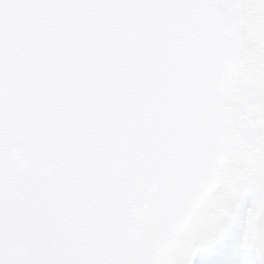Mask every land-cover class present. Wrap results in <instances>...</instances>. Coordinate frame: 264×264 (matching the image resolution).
<instances>
[{
    "label": "water",
    "instance_id": "1",
    "mask_svg": "<svg viewBox=\"0 0 264 264\" xmlns=\"http://www.w3.org/2000/svg\"><path fill=\"white\" fill-rule=\"evenodd\" d=\"M242 39L241 0H0V264H171Z\"/></svg>",
    "mask_w": 264,
    "mask_h": 264
},
{
    "label": "rangeland",
    "instance_id": "2",
    "mask_svg": "<svg viewBox=\"0 0 264 264\" xmlns=\"http://www.w3.org/2000/svg\"><path fill=\"white\" fill-rule=\"evenodd\" d=\"M241 6L245 46L228 98L234 152L203 227L199 210L171 264H264V80L258 65L248 66L250 41L264 36V0H241Z\"/></svg>",
    "mask_w": 264,
    "mask_h": 264
},
{
    "label": "flooded vegetation",
    "instance_id": "3",
    "mask_svg": "<svg viewBox=\"0 0 264 264\" xmlns=\"http://www.w3.org/2000/svg\"><path fill=\"white\" fill-rule=\"evenodd\" d=\"M263 21H264V17H263ZM262 25L264 26V22ZM244 30H245V23H244V19H243L242 48H243V46H245L244 45ZM256 38H254L255 43L253 41H250V45L248 46V64H249L248 66H249V70H250V66L253 67V65H258L259 76L261 78H263V80H264V36L263 37H256ZM252 42H253V44H252ZM263 91H264V87H263ZM263 97H264V95H263Z\"/></svg>",
    "mask_w": 264,
    "mask_h": 264
}]
</instances>
